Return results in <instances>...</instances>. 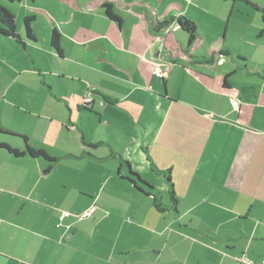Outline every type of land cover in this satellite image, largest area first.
Returning <instances> with one entry per match:
<instances>
[{
	"label": "crops",
	"instance_id": "0c3cea01",
	"mask_svg": "<svg viewBox=\"0 0 264 264\" xmlns=\"http://www.w3.org/2000/svg\"><path fill=\"white\" fill-rule=\"evenodd\" d=\"M70 1V20L40 25L34 15L36 41L18 34L28 71L40 80L20 85L15 106L32 125L20 131L60 158L45 173L43 159L0 148V264H241V253L259 262L262 18L249 21L252 33L232 25L242 3L235 0ZM182 15L198 30L191 45L175 21L160 25ZM53 29L62 56L50 46ZM31 47L43 52L39 65ZM116 155L167 205L169 184L154 169L169 170L175 210L157 211L150 196L118 178ZM91 206L90 216L76 217ZM63 210L73 215L57 227Z\"/></svg>",
	"mask_w": 264,
	"mask_h": 264
},
{
	"label": "rangeland",
	"instance_id": "374dc122",
	"mask_svg": "<svg viewBox=\"0 0 264 264\" xmlns=\"http://www.w3.org/2000/svg\"><path fill=\"white\" fill-rule=\"evenodd\" d=\"M250 1L264 9V0ZM72 2L73 1L70 0H21L19 4L11 5L4 0H0L2 6L8 8L15 16L17 33H20L23 39H25L23 30V17L25 15H35L40 25L50 23L49 18L57 22L65 21L66 19L70 20L71 8L73 6V4L71 5ZM217 2H219V0H217ZM238 4H240L239 10L233 12L234 17L231 19V23L235 25L237 29L239 25H245V30V28H249V21H254L258 16L261 17V12L249 4ZM77 21L78 23L81 22L79 19ZM76 24L77 23H74V25ZM249 29L254 33V28L251 27ZM228 37L230 39H235L236 35L228 32ZM16 42H9L5 38H0V125L23 131L24 128H32V125L27 124L26 118L15 106L16 103L21 104L19 97L20 94L23 93V87L20 85H32L34 83H39L40 80L36 72L31 74L28 71V66L29 68L32 67L31 60L23 47L18 45L19 41ZM31 48L30 50H32V55L36 61L35 64L39 65V55L42 56L43 52L40 51L38 54L34 48ZM30 50L28 51L29 54H31ZM6 89H8L7 92ZM5 94L6 98H8L7 100L3 98ZM23 97L26 100L30 99L27 91L23 94ZM0 138L7 139L11 142H19V137L5 133H0Z\"/></svg>",
	"mask_w": 264,
	"mask_h": 264
},
{
	"label": "trees",
	"instance_id": "16d2710c",
	"mask_svg": "<svg viewBox=\"0 0 264 264\" xmlns=\"http://www.w3.org/2000/svg\"><path fill=\"white\" fill-rule=\"evenodd\" d=\"M4 1L11 5L19 4L21 2V0H4ZM224 1H228V0H224ZM235 1L249 4L256 10L258 11L260 10L258 8V5L252 3L250 0H235ZM102 8L108 18L115 21L120 20L119 17L113 13L111 3L103 2ZM261 14H262L261 18L264 21V9H262ZM34 21H35L34 15H25L23 17V30L26 40L36 41L35 35L32 30V24ZM174 21L181 29H183L188 33V44L191 45L198 35L196 24L191 19L182 15L180 17H176V18L171 17L168 20L162 21L160 25H166L167 23ZM0 38L13 39L19 41L18 43L24 46V41L19 37L17 33L15 16L8 8L2 6L1 3H0ZM50 46L56 52L57 55L62 56L61 49L59 46V33L56 31V29H53L50 33ZM41 81L43 82V80ZM0 133H5L19 137L18 138L19 142L22 143L23 145L22 149H18L12 147L10 144L6 142H0L1 149H4L5 151H8L9 153H12L16 156L28 155V157H31L32 159H36V158L43 159L47 164L46 167L43 169V172L45 173H47L51 169L53 163L57 162L60 158V156H53L50 153H48L46 150L32 145L28 137L21 131L11 129L4 125H0ZM115 157L119 161L118 169H117L118 178L125 180L127 183H129L136 192L142 195L150 196L152 198L153 206L157 211H164L167 209L168 206H171L175 210L176 198L174 197V192L172 190V182H171V176L169 170L154 169V171H156L157 173L162 174L166 182L169 184V198L172 202H170V204L167 205L162 202V192L159 188L149 183L136 170H134L131 167V164L128 160L122 158V156L120 155H116ZM263 259L264 257L261 258L259 262H255L252 259H250L245 253H241V255L237 257V261L241 264H247L246 263L247 261L251 262V264H262Z\"/></svg>",
	"mask_w": 264,
	"mask_h": 264
},
{
	"label": "built area",
	"instance_id": "2783aa9c",
	"mask_svg": "<svg viewBox=\"0 0 264 264\" xmlns=\"http://www.w3.org/2000/svg\"><path fill=\"white\" fill-rule=\"evenodd\" d=\"M154 74L158 77L163 78L166 75V71L163 70L162 68H160L159 66H157L154 70ZM91 102V97L90 96H86L85 98L82 99L81 104L86 106L88 104H90ZM95 210V206H91L90 208L82 211L81 213L77 214L76 217L79 219H84L88 216H90L92 214V212H94ZM73 214L69 211H61L60 214L58 215V222L56 223V226L59 227L62 225V222L65 218L72 216ZM247 264H251V262H246ZM262 264H264V259L262 260Z\"/></svg>",
	"mask_w": 264,
	"mask_h": 264
}]
</instances>
